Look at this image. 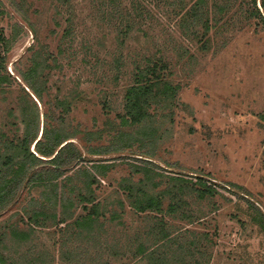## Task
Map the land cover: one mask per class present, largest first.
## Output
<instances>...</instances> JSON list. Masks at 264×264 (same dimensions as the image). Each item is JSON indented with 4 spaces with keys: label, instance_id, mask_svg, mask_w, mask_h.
Instances as JSON below:
<instances>
[{
    "label": "rangeland",
    "instance_id": "rangeland-1",
    "mask_svg": "<svg viewBox=\"0 0 264 264\" xmlns=\"http://www.w3.org/2000/svg\"><path fill=\"white\" fill-rule=\"evenodd\" d=\"M106 1L0 0V28L11 41L1 70L0 133L20 135L18 98L21 87L30 91L17 68L48 50L56 59L44 73L48 92L42 103L30 93L39 136L44 114L54 111L57 99L68 102L64 124L47 119L51 126L45 127L76 134L69 140L93 173L89 162L105 166L97 168L90 189L82 165L81 172H69L72 180L59 181L66 187L53 200L56 220L83 212L73 191L99 202L103 216L81 231L53 214L29 219V199L38 198L40 188L24 190L0 215L2 264H42L38 257L47 264L53 254L54 264L58 256L70 264H264V232L250 219L249 207L264 214V30L247 19L251 3L206 0L201 17L208 20L207 31L205 20L193 26L184 20L195 0H118L131 16L132 29L124 35L116 13L103 16ZM217 1L229 7L217 14L211 7ZM138 3L146 7V19L139 18ZM151 56L168 59L178 90L169 104L150 110L149 124L130 126L123 120L125 89L134 66ZM87 131L93 135L86 138ZM142 168L152 180L140 182L146 179ZM175 176L187 185L201 177L218 192L198 197L185 191L169 213L168 195L163 225L160 215L135 210L130 186L166 193L172 187L167 178ZM62 196L67 200L61 210ZM10 226L28 230V237L14 238Z\"/></svg>",
    "mask_w": 264,
    "mask_h": 264
},
{
    "label": "trees",
    "instance_id": "trees-1",
    "mask_svg": "<svg viewBox=\"0 0 264 264\" xmlns=\"http://www.w3.org/2000/svg\"><path fill=\"white\" fill-rule=\"evenodd\" d=\"M66 0H60L64 2ZM117 1V3L115 2ZM206 0H195L187 11L184 20L193 26L200 22H204L205 29L209 31L208 20L204 18L202 20L201 14L206 11L202 10L203 5ZM251 3V9H248L247 19H253L255 25L261 27L264 30V0H249ZM105 10L103 11V16H108L110 13H116L120 20V33L127 35L132 29L131 27V16L130 12L124 8V6L118 0H107L105 2ZM216 9V13H222L229 5L221 4L218 1L212 6ZM210 7V8H211ZM137 14H139L140 19H146L147 10L138 3ZM208 10V7H207ZM3 10L1 8L0 2V17L3 15ZM246 13V12H245ZM214 18V22H216ZM124 21V22H123ZM125 23L124 25L121 24ZM140 29V28H139ZM70 31L66 30L64 32V37L69 35ZM208 39H205L203 45L207 46ZM11 46V41L5 35L2 28H0V86L6 81V77L3 76L1 70L6 71L5 62L6 55ZM144 61L137 64L133 68L132 81L125 89L124 93V122L130 124V126H140L142 124H149L151 119L149 114L150 110L154 106L162 107L165 106L172 98L176 95L178 87L174 86L171 82V69L169 67L168 59L164 56L160 57H143ZM56 60L51 52L44 51L39 55H33L30 58V64L23 69L17 68V72L21 80L24 82L26 88L30 91L33 98L42 103L43 95L48 92V77L44 74L45 71H49L51 68L50 61ZM23 91V96L18 98V112L19 121L22 126L21 133L15 134L14 136L7 137L5 133H0V215L3 214L8 208H11L18 201L19 196L24 190L40 188L38 198L31 197L28 204L30 205L31 215L29 219L36 221L38 216H46L48 214H53L51 217L56 220V207L57 201H53L56 196L59 195V189H65V182L62 184L60 180H66L69 182L72 180L69 172L76 169V174L81 172L79 170L83 166L84 170L82 174L87 177V182L85 183L86 188L91 187L92 183L95 181V172L100 171L99 167L102 164H96L89 162L94 168L93 171L85 167L87 162L82 158L80 150L75 146L73 142L69 139L75 137L76 134L66 136L61 130L57 128L45 126H51L48 121L52 120L56 125H63L65 122V114L70 109L69 103L57 99L56 104L53 106L51 114L46 112L44 114L43 127L40 131L39 136V113L36 110L37 106L30 93L21 87ZM32 104V108H31ZM169 104V103H168ZM35 107V108H34ZM65 112V113H64ZM48 114V115H47ZM19 129V128H18ZM93 133L87 131L85 137L92 136ZM100 137V135H99ZM69 140V141H68ZM32 147V149H31ZM89 153L100 155L104 152L101 150H92ZM79 167V169H78ZM144 174L146 175L145 181L140 180L141 183L150 181L148 177V170L142 168ZM146 170V171H145ZM106 170H103L104 174ZM168 182L171 184L166 192H159L156 194H149L145 190V185L138 186L133 190V187L128 188V197L135 191L132 195H135V210L138 213H156L160 216L159 224L163 225L165 214L162 211L163 200L168 195L171 200L167 206V213L173 212L179 207V201L185 191H193L198 197L214 196L218 192L217 185L201 177H194L192 180V185H187L186 182L178 177H168ZM157 187V184L155 185ZM72 188V187H70ZM75 188V186H74ZM175 189V190H172ZM170 191V192H169ZM59 192V193H58ZM77 193L76 197L82 204V213L78 214L74 218H59L58 222L60 224L65 223V221L71 219V228L76 232L81 231L84 227H92L94 224L98 223L100 217L99 215V202L92 197H86L81 191H73ZM51 199V201H50ZM67 200L65 196L60 197L59 206L62 210V202ZM70 201V199H68ZM182 201V200H181ZM88 204L90 206H88ZM251 209L250 219L264 232V214L252 204H249ZM50 211H53L49 213ZM63 214V212H62ZM163 217V218H162ZM70 224H66L64 228H69ZM163 227V226H162ZM64 230L63 228H60ZM71 230V229H70ZM28 230H21L18 226H10V233L14 238L24 239L28 237ZM4 237V232L0 233L1 238ZM2 255L0 254V264H2ZM39 258V263L43 264V258ZM45 259V257H44ZM47 264L55 263L54 254L46 260ZM59 264H70L67 258L63 256H58ZM155 264H161L160 259H154ZM30 264V263H29Z\"/></svg>",
    "mask_w": 264,
    "mask_h": 264
}]
</instances>
